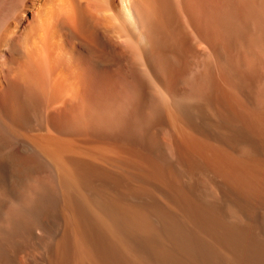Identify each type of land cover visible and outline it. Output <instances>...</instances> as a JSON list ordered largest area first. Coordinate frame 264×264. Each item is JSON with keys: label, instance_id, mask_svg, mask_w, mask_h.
Segmentation results:
<instances>
[{"label": "bare ground", "instance_id": "6f19581e", "mask_svg": "<svg viewBox=\"0 0 264 264\" xmlns=\"http://www.w3.org/2000/svg\"><path fill=\"white\" fill-rule=\"evenodd\" d=\"M0 264H264V0H0Z\"/></svg>", "mask_w": 264, "mask_h": 264}]
</instances>
